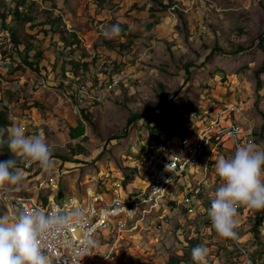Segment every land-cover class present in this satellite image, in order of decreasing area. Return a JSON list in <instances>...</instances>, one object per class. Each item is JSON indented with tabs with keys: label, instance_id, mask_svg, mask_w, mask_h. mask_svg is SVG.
<instances>
[{
	"label": "rangeland",
	"instance_id": "obj_1",
	"mask_svg": "<svg viewBox=\"0 0 264 264\" xmlns=\"http://www.w3.org/2000/svg\"><path fill=\"white\" fill-rule=\"evenodd\" d=\"M187 1L93 0L96 7L92 11L84 0H75L67 9L71 25L55 30L56 36L52 30L41 40L42 30L38 23L31 25L29 16L13 24L8 9L17 0H0L8 15L5 20L0 11V109L8 106V117L22 125L26 134L45 136L55 167L66 170L62 175L53 173L59 189L74 183L73 194L78 195L90 187L104 189L115 181L123 186L132 182L130 160L142 140L160 134L149 117L151 113L165 115L163 101L165 106L173 101L183 107L197 101L195 107L205 109L215 101L239 100L245 115L256 122L255 142L264 146V50L260 48V42L264 44V0H196L188 10ZM144 7L163 14L172 11L179 21L174 28L163 30L157 23L165 15L156 19L139 16ZM117 22L122 24L120 36L106 39L102 29ZM12 27L21 42L18 45L13 42ZM77 27L84 30V36ZM239 45L246 49L237 53ZM73 68L76 75L68 72ZM181 89L183 93L175 98ZM81 108L92 121L85 119ZM232 148L230 155L235 151ZM225 154L220 152V156ZM9 158L0 146V160ZM19 166L25 176L21 190L28 188L25 195L29 196L34 186L40 187L38 180L45 172ZM185 183L191 201L175 204V208H167L170 202H164L166 206L149 213L138 225L128 224L118 244L123 253L105 264H167L171 258H192L190 239L209 243L212 230L208 226L201 230L200 224L211 225L209 217L203 216L208 215L204 207L210 208L220 183L215 161L207 169L204 163L191 168L188 179L181 180ZM13 189H0L1 213ZM42 190L34 192H39L37 198ZM240 211L239 223L245 213L252 217L253 227L264 218V210ZM101 239H96L98 249L107 254L114 238L110 240L106 231V243ZM230 254L235 260L243 255L233 247L224 255ZM251 254L260 255V251Z\"/></svg>",
	"mask_w": 264,
	"mask_h": 264
},
{
	"label": "built area",
	"instance_id": "obj_2",
	"mask_svg": "<svg viewBox=\"0 0 264 264\" xmlns=\"http://www.w3.org/2000/svg\"><path fill=\"white\" fill-rule=\"evenodd\" d=\"M194 3L192 0L187 7ZM244 111L239 100L223 101L193 112L181 121L180 131H170L167 137L150 134L130 160L132 182L126 186L115 181L104 189L90 187L83 194L49 197L46 203L26 196L9 197L5 201L7 213L12 216L17 207H26L29 211L43 210L70 217L69 226L54 228L43 241L52 249V264H105L118 259L123 253L118 244L128 224L138 225L149 213L166 206L164 202H170L167 208L187 205L191 197L185 192L187 181L183 185L181 180L188 179L191 168L204 163L207 169L214 161L212 157H218L227 144L236 149L241 144L256 143L254 127L243 129ZM55 172L62 175L65 171L54 168L40 185L57 189L58 183L50 175ZM106 231L110 240L114 238L107 254L100 252L96 242L101 236L102 243H106L103 239ZM217 242L212 239V243ZM236 246L248 264H254L248 248Z\"/></svg>",
	"mask_w": 264,
	"mask_h": 264
},
{
	"label": "clouds",
	"instance_id": "obj_3",
	"mask_svg": "<svg viewBox=\"0 0 264 264\" xmlns=\"http://www.w3.org/2000/svg\"><path fill=\"white\" fill-rule=\"evenodd\" d=\"M121 31L117 22L102 29V34L106 39H116ZM4 144L11 158L0 160V189L11 186L18 191L23 187L21 164L45 173L55 168L52 150L42 133L26 134L25 128L14 122L8 128H0V145ZM212 159L220 183L208 210L211 230L221 241L239 245V209L264 210V148L245 143L231 155H214ZM70 224L66 214L29 211L26 207H17L12 216H0V264H52V249L43 241L54 228ZM208 255L204 245L192 249L196 264H208Z\"/></svg>",
	"mask_w": 264,
	"mask_h": 264
},
{
	"label": "crops",
	"instance_id": "obj_4",
	"mask_svg": "<svg viewBox=\"0 0 264 264\" xmlns=\"http://www.w3.org/2000/svg\"><path fill=\"white\" fill-rule=\"evenodd\" d=\"M190 2H191L190 0L187 1V3H190ZM75 3H76L75 0H37L31 9H28L26 7V10L28 13V15H26V16H29L28 20H31V25L36 26L38 23L39 29L42 30V33L40 32L38 35H39L40 39L43 40V39H45V37L47 36L48 33L52 32V30H53V32L51 34H53V36H56L55 30L67 28L69 25H71L70 23L73 21V19H72L71 13L67 14V9H68V7H72V5H75ZM83 3L87 6L89 5L90 6L89 8H91L92 11L96 7V3H94L93 0H84ZM107 4L108 3H106V5ZM150 8H152V7H150ZM150 8L144 7L142 9H140L138 15L142 16V17H144V16L152 17V15H153V16H155L154 17L155 19L158 18L160 15H165V16H163L164 18L162 19V21H159L157 23L158 27L164 26L163 30H165L167 27L169 29L174 28V25H175L174 22L179 21V18L177 17V15L175 13H173L172 11H170L171 14H163L162 11H157L156 9L154 10L153 8L152 9H150ZM188 9H189V7L187 8V10ZM183 10L187 13L185 8H183ZM30 15L32 18H30ZM96 16H97V18H99L101 15L97 14ZM103 16L104 17H108V16L111 17V15H107V14L106 15L103 14ZM68 20L70 21V23ZM186 20H187V16H186ZM90 28H92V26ZM70 29H72V28H70ZM43 31L46 32L45 35H44ZM77 32L80 33L79 35L84 36V30L83 29H80L77 27ZM60 39H63V38H60ZM183 80L184 79H182V82H183ZM182 93H183V90L181 89L179 91V93L174 94L175 98L180 97ZM188 96L190 97V95H188ZM192 99L197 100L198 98L195 97ZM163 100H164V98H163ZM231 101H234V100H230L228 102H231ZM216 103H219V102H216V101L212 102V104L208 108L213 107ZM165 104H166L165 101H163V103H161V105L163 106V107H161V109L165 115H162V113L157 114V115L155 113H151V116L149 117V118H152V120H153L152 126L157 127L156 129H158L160 131L159 135H161L163 137L165 135H168L170 131H174V132L177 130L180 131L181 121L184 118H188L189 116H191V114L193 112L200 110V108L195 107V105H198L197 101L193 102L192 105L186 103L185 107L178 105V104H174L173 101H170L169 106H167V105L165 106ZM205 109H207V108H205ZM157 117H159V118H157ZM154 118H156V119H154ZM250 119H251V117L244 115V117L242 118L243 129L245 131H248L249 126L251 125L254 127V130L256 132V122H252ZM152 134H154V133H152ZM142 143H143V140L141 142V147H142ZM254 144L257 146L259 145V143H254ZM231 148H232L231 145L227 144L226 147H223L224 151L221 150V154L223 152L224 155H226L225 153H227V155H230L229 150H231ZM218 157H220V155ZM55 169H58V168L55 167ZM62 169L66 172V170L64 168H62ZM55 173L59 174V172H55ZM46 175H47V173L42 175V177L38 181L45 180ZM50 175L55 176L53 173H50ZM55 179H56V177H55ZM39 185H40V183H39ZM188 186L192 187L190 183H188ZM34 187H35L34 188L35 190L32 189L31 192H28L29 196L25 195V191L28 188L23 189L24 191H22L21 189L18 191L13 189L14 193L11 195V197L12 196H19V195H22L21 193H24V196H26V197H30V198H33L37 201L46 203L48 201L49 197L58 198V193H60V192H62V197H65L67 195H71V194L75 193V191H76V187H75L74 183H71L70 185L66 186L65 189L64 188L59 189V187H58L57 189L53 190V189L47 187L46 185H44V186L40 185L39 188H38V185H36ZM42 189H44V190H42ZM40 190H42L41 191L42 196L37 198L39 195V192H37V194L34 192L40 191ZM32 193H34V196L31 195ZM187 204H188V202H187ZM5 208H6V211H5ZM5 208H4L2 213L0 212V216L8 215L6 202H5ZM204 210H205L206 214H208L209 208L207 206L204 207ZM245 212H246V210H245ZM208 217H209L208 215L205 217L203 216V219H206ZM240 219H243L242 222L239 223V229H238V232H239L241 240H242L241 244L243 246H246L249 251H252V253H255L260 248L259 247L260 245L258 244V242L260 240L264 242V234L262 233V231L260 229V226H262V229H264V218L261 219L262 220L261 223L255 224V226H256L257 230H259V232H257L254 229L255 226L253 227V225L252 226L250 225V222L252 221V217L247 218L246 213H245L244 215H242V217ZM207 226L211 230V225L209 223L206 222L204 224L203 222H201V224H200L201 230H203L204 227H207ZM213 233L214 232L212 231L211 234H213ZM215 238L218 240V237L216 235H215ZM192 239H196V238H192ZM192 239L189 240L190 243H191ZM197 241H198L197 245H203L199 242V240H197ZM220 242L222 243L224 241L220 240ZM228 242H230L231 245L236 246L235 243H233L231 241H228ZM228 242H225V246L222 245L223 248L220 250V252L217 251L219 249L217 246L211 245L210 243H208L209 245L208 244L204 245L208 248V250H209L208 258L211 259V260H209L208 264H211L212 261L214 264H248L249 263L248 260L245 259V257L243 255L241 257H239V260H235L234 256L232 254L224 255L226 253H229L233 247ZM192 248H193V246H192ZM238 251H240V250L238 249ZM255 256L257 257L259 255H255Z\"/></svg>",
	"mask_w": 264,
	"mask_h": 264
},
{
	"label": "trees",
	"instance_id": "obj_5",
	"mask_svg": "<svg viewBox=\"0 0 264 264\" xmlns=\"http://www.w3.org/2000/svg\"><path fill=\"white\" fill-rule=\"evenodd\" d=\"M34 3H36L35 0H17V4L16 6H11L12 8H9V12L12 11V14L14 16V20H13V24L15 25L17 22H20L22 21V19L24 17H27L26 15H28L27 13V10H26V7L28 9H31L33 6H34ZM4 4V3H3ZM6 6L5 5H2L0 6V11L2 12L1 15L3 16V18L5 20H7L8 18V15L5 13L6 11ZM152 9V8H150ZM19 20V21H17ZM120 24V23H119ZM120 26L122 27V24H120ZM12 31V39H13V42L15 43V45H18L19 43H21L18 39H17V36H16V29L12 27L11 29ZM123 31V30H122ZM121 31V32H122ZM44 35L46 34L45 31H43ZM78 41V40H77ZM79 42V41H78ZM76 44H78L77 42H74ZM260 48L264 50V44L262 43V41L260 42ZM246 49V47L244 46H241L239 45L237 47V50H235L237 53L238 52H241V51H244ZM25 62H27L29 65H32L33 62H30V60H28V58H25ZM38 68V67H37ZM68 72H71L73 75H76V70L73 68V71H68ZM9 97L11 99H13V95L9 94ZM82 110V113L85 117L86 120H90L92 121L93 117L87 113L86 109L85 108H81ZM85 112V113H84ZM13 124V121L10 120V118L8 117V106H3L1 109H0V128H8L10 126H12ZM1 148L7 152V154L10 156L11 153L9 152L6 144L4 145H0ZM62 197V192L58 193V198H61ZM239 212H240V209H239ZM261 219H259V222L256 223V224H259L261 223ZM257 232H259V230H257L256 226L254 228ZM259 237V236H258ZM257 237V238H258ZM212 238H215V234H211V237L209 238V243L211 245H214V246H217L219 249L217 250L218 252H220V250L223 248L222 245L225 246V242H220V239L218 238L217 241H219L218 243H213L212 244ZM216 239V238H215ZM198 244V241L197 239H192L191 240V245L194 247H196ZM258 244L260 245L259 247V250H260V255L259 256H255L251 254V257L253 258V261H254V264H264V242L263 241H259ZM235 249L237 248L238 250V247L236 246H233ZM261 258V259H260ZM167 264H196V262L192 259V258H171L168 260Z\"/></svg>",
	"mask_w": 264,
	"mask_h": 264
}]
</instances>
